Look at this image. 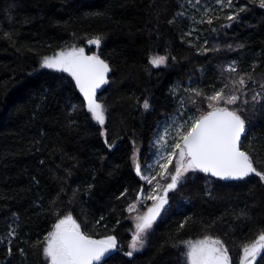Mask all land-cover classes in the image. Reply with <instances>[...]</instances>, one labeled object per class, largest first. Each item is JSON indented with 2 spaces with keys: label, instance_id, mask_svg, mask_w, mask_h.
Instances as JSON below:
<instances>
[{
  "label": "trees",
  "instance_id": "obj_1",
  "mask_svg": "<svg viewBox=\"0 0 264 264\" xmlns=\"http://www.w3.org/2000/svg\"><path fill=\"white\" fill-rule=\"evenodd\" d=\"M241 7L247 10L239 20L226 19ZM95 37L101 38L99 47L88 43ZM70 47L97 54L110 66L97 97L105 107L103 126L87 112L71 76L40 67L42 57ZM157 55L168 57L165 65L149 63ZM232 61L239 75L259 81L264 73L259 0H233L232 8L223 9L216 0H0V264H46L36 241L66 214L93 238L117 237L123 251L99 264H181L173 245L205 236L220 239L230 263L239 264L244 246L264 232V183L254 175L225 181L187 174L169 193L145 248L123 255L131 239L128 206L144 210L151 202H137L146 186L133 169L134 152L142 165L150 162L163 122L199 115L189 96L207 110L206 96L231 87ZM189 88L203 95L195 97ZM253 88L261 91L249 81V100ZM242 116L248 121L242 150L264 171V110Z\"/></svg>",
  "mask_w": 264,
  "mask_h": 264
},
{
  "label": "snow or ice",
  "instance_id": "obj_2",
  "mask_svg": "<svg viewBox=\"0 0 264 264\" xmlns=\"http://www.w3.org/2000/svg\"><path fill=\"white\" fill-rule=\"evenodd\" d=\"M252 2L254 3L255 0ZM216 3L221 9L233 7V0H216ZM259 7L264 8V0H259ZM246 10L241 7L237 12L227 15L226 19L230 22L239 20V14ZM209 11L207 7L204 8V16H208ZM200 22H204L203 16ZM207 22L211 24L212 19H208ZM4 36L11 39L8 33H4ZM88 43L99 47L101 38L95 37ZM227 47L229 50L232 49L231 44ZM208 51H218V49L204 48V52ZM167 59V56L157 55L150 58L149 63L153 67H159L165 65ZM235 65L236 61H232L227 66V71L235 75V78H230L231 87L225 84L224 88L206 96L207 110H202L197 101L189 96L188 100L196 107L199 115L189 116L182 123L174 119L162 133L157 132L154 143L151 145L155 147L154 164L145 161L142 165L136 160L133 161L136 175L150 188L146 195H142L145 190L141 189V193L137 194V202L147 199L152 201V205L147 208V212L135 217V231L132 233L128 250L123 252L124 256L133 257L134 253L145 248L154 223L166 211L169 193L177 191L183 185L188 179L187 174L210 173L211 176L224 180H244L254 175L261 183H264V171L258 170L254 166L250 153L242 150L248 124L242 113L249 110L255 112L258 108L264 110V73L257 81L250 74L239 75ZM40 67L54 69L71 76L75 87L83 95L91 118L101 126L105 124V107L97 101V89L108 83L106 74L110 71V66L105 60L97 54L86 55L83 48L73 47L56 52L50 57H42ZM245 75L248 76L247 81L244 78ZM249 81L253 85L258 83L261 89L260 92L254 88L249 89L252 93L251 100L247 98L248 93L244 91ZM186 91L194 94L195 97L203 95L201 89L189 88ZM241 96L244 97L243 100ZM231 105L236 107H229ZM183 106L181 101V107ZM142 107L145 110L150 108L147 99L144 100ZM100 135L105 136L106 131L101 130ZM108 147L111 148L112 145L109 144ZM43 163L41 161V164ZM169 165H173L174 170ZM92 187L89 184L88 190ZM124 194L121 193V196ZM73 195L75 196L76 193L74 192ZM52 203L55 205L56 201ZM128 210L136 211V205L130 204ZM240 215L247 219L245 212L241 211ZM100 219L103 220L104 217ZM179 227L183 228L185 224L181 223ZM12 234L14 233H10ZM180 243L184 245L181 255L186 259L187 264H230L229 251L220 239L205 236L201 240ZM36 246L41 249L46 264H99L102 258H105L106 254L110 255L113 250L123 251L122 248H118L115 235L93 238L83 231L81 224L77 223L71 214L58 217L43 241H36ZM173 247L179 248V244H174ZM20 251L24 250L20 249ZM8 253L11 255V248L8 249ZM260 259H264V232L254 243L244 246L240 264H259Z\"/></svg>",
  "mask_w": 264,
  "mask_h": 264
},
{
  "label": "rangeland",
  "instance_id": "obj_3",
  "mask_svg": "<svg viewBox=\"0 0 264 264\" xmlns=\"http://www.w3.org/2000/svg\"><path fill=\"white\" fill-rule=\"evenodd\" d=\"M194 22L197 23L196 20H194ZM192 31H194V32L197 31V27H196L195 24H193ZM189 35H192L193 37L198 38V36L195 35L193 32H192V33H189ZM71 48H73V47L67 48V49H65V50H68V49H71ZM238 103H239V102H238ZM174 119L177 120V121L180 122V123H182L183 120H186V119L181 120L180 118H176V117L171 118L170 120H168V121H166V122H163V123L160 125V127H159V129H158L157 132L162 133V132H163V129H164L168 124H170V123L172 122V120H174ZM156 134H157V133H156ZM155 137H156V135H155ZM154 140H155V138H154ZM169 142H170V138H169ZM134 153H135V155H133V157H132V165H133V169H134V163H133V161H134V160L138 161V158H137V156H136V154L138 153V150H136ZM138 162H139V161H138ZM148 163H149V164H154V159H153V157H152L151 161L148 162ZM157 170H158V169H157ZM134 171H135V170H134ZM153 174H154V173H153ZM161 183H162V181H161ZM145 186H146V190H145V192H144V195H146L147 192L150 191V188H149V186H148L146 183H145ZM143 201L146 202L147 199H143ZM149 201H151V200H149ZM139 203L141 204V201H140ZM135 205H136V204H135ZM151 205H152V201L150 202L149 205H147L146 207H144V210H142V208L139 207V205H136V209H137L136 211H129V210L127 209V212H128V220L131 222V231H130V232H131V236H132V233L135 231V217H136L138 214H143V213H145L146 210H147V208H148L149 206H151ZM211 238H212V237H211ZM197 239L201 240L200 238H196V239H194V240L197 241ZM213 239H214V238H213ZM130 241H131V239H130ZM250 245H251V244H250ZM183 250H184V245H183L182 243H180V244H179V248L174 247V255H175V257L177 258V260H178L179 263H181V264H187L186 259L181 255V251H183ZM239 264H240V261H239Z\"/></svg>",
  "mask_w": 264,
  "mask_h": 264
},
{
  "label": "water",
  "instance_id": "obj_4",
  "mask_svg": "<svg viewBox=\"0 0 264 264\" xmlns=\"http://www.w3.org/2000/svg\"><path fill=\"white\" fill-rule=\"evenodd\" d=\"M72 82H73V85H74V87H75V82H74V80L72 79ZM103 87H104V85H102L99 89H97V97H98V95H99V93L103 90ZM75 89H76V91L78 92V94L80 95V97L82 98V100L84 101V98H83V95L79 92V90L75 87ZM84 103H85V105H86V102L84 101ZM202 173V172H201ZM204 175H206V176H208V177H211V178H215V179H220V178H218V177H213V176H211V174L210 173H203ZM220 180H224V179H220ZM225 181H234V180H231V179H228V180H225ZM139 193H141V191L139 192ZM150 207V206H149ZM146 212H147V210H146ZM159 218V217H158ZM158 218H157V220H158ZM258 238V237H257ZM256 238V239H257ZM116 252V250H113L112 251V253L110 254V255H112V254H114ZM106 256H109V255H107L106 254ZM231 264V263H230Z\"/></svg>",
  "mask_w": 264,
  "mask_h": 264
},
{
  "label": "flooded vegetation",
  "instance_id": "obj_5",
  "mask_svg": "<svg viewBox=\"0 0 264 264\" xmlns=\"http://www.w3.org/2000/svg\"><path fill=\"white\" fill-rule=\"evenodd\" d=\"M197 240H199V239H197ZM188 241H195V240H188ZM180 244V243H179Z\"/></svg>",
  "mask_w": 264,
  "mask_h": 264
}]
</instances>
